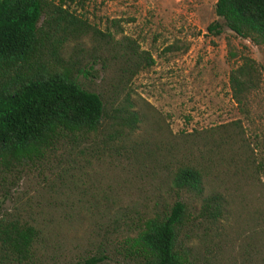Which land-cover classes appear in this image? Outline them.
I'll list each match as a JSON object with an SVG mask.
<instances>
[{
  "label": "trees",
  "instance_id": "16d2710c",
  "mask_svg": "<svg viewBox=\"0 0 264 264\" xmlns=\"http://www.w3.org/2000/svg\"><path fill=\"white\" fill-rule=\"evenodd\" d=\"M89 1L0 0V196L33 169L53 171V214L94 227L91 264H218L203 251L235 209L258 204L252 235H264V155L239 119L171 136L129 85L152 56L91 22ZM213 9L234 35L264 45V0H215ZM227 57H237L228 87L242 110L257 64L229 49ZM104 165L115 170L110 181ZM23 213L0 214V264L45 261L50 218Z\"/></svg>",
  "mask_w": 264,
  "mask_h": 264
},
{
  "label": "rangeland",
  "instance_id": "374dc122",
  "mask_svg": "<svg viewBox=\"0 0 264 264\" xmlns=\"http://www.w3.org/2000/svg\"><path fill=\"white\" fill-rule=\"evenodd\" d=\"M214 2L91 0L84 10L91 22L110 31L121 30L152 56V65L134 75L129 85L134 91L133 98H141L157 110L171 136L187 137L192 131L202 132L239 119L263 156L264 45L255 46L229 31L216 17ZM113 19L118 20L119 29L109 27ZM213 22L219 24L218 34L206 29ZM227 49L237 55H247L257 64V86L247 94L242 110L230 96L228 72L237 57L228 59ZM103 76L104 72L97 71L88 79L98 85ZM105 168L106 165L102 166ZM103 172L106 181L115 176L111 167ZM52 175L53 171L28 172L11 188L7 198L0 196V214L18 210L21 214L30 211L50 218L47 223L50 239L43 264H91L90 257L98 256L89 244L88 230L94 227L88 222L69 226L58 219L57 213L53 214L51 188L57 183L51 181ZM252 204L235 209L219 223L208 241L209 252L203 251L204 257L208 260L215 257L219 262L214 263L218 264H264V235H252L259 222L252 213L258 204ZM94 264L121 263L102 259Z\"/></svg>",
  "mask_w": 264,
  "mask_h": 264
}]
</instances>
